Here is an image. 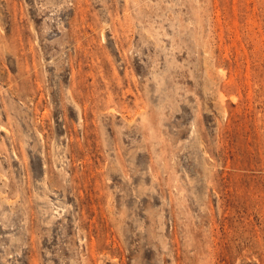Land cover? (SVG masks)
I'll list each match as a JSON object with an SVG mask.
<instances>
[{"label":"rangeland","instance_id":"obj_1","mask_svg":"<svg viewBox=\"0 0 264 264\" xmlns=\"http://www.w3.org/2000/svg\"><path fill=\"white\" fill-rule=\"evenodd\" d=\"M0 264H264V0H0Z\"/></svg>","mask_w":264,"mask_h":264}]
</instances>
